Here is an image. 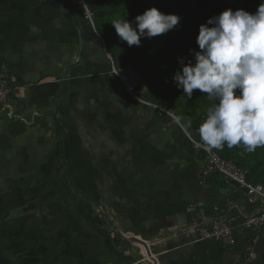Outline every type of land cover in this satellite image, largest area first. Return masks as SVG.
Segmentation results:
<instances>
[{
    "label": "crops",
    "instance_id": "crops-1",
    "mask_svg": "<svg viewBox=\"0 0 264 264\" xmlns=\"http://www.w3.org/2000/svg\"><path fill=\"white\" fill-rule=\"evenodd\" d=\"M83 12L0 0V67L19 86L0 105V264H152L131 238L155 264H264V231L237 228L244 192L204 182L172 120L117 93ZM227 214L234 246L194 242Z\"/></svg>",
    "mask_w": 264,
    "mask_h": 264
},
{
    "label": "clouds",
    "instance_id": "clouds-1",
    "mask_svg": "<svg viewBox=\"0 0 264 264\" xmlns=\"http://www.w3.org/2000/svg\"><path fill=\"white\" fill-rule=\"evenodd\" d=\"M179 20L150 8L133 22L123 18L112 26L121 41L138 47L141 38L165 34ZM196 44L195 62L181 61L173 80L187 99L199 90L212 102L196 130L200 142L209 151L243 146L254 152L264 146V0L254 14L228 9L208 19L199 26ZM175 123L187 131L192 121L176 116Z\"/></svg>",
    "mask_w": 264,
    "mask_h": 264
},
{
    "label": "trees",
    "instance_id": "trees-1",
    "mask_svg": "<svg viewBox=\"0 0 264 264\" xmlns=\"http://www.w3.org/2000/svg\"><path fill=\"white\" fill-rule=\"evenodd\" d=\"M261 2L262 0H85V6L91 15L95 32L103 41L105 51L115 68H130L136 72L147 88L145 100L161 105L175 117L190 118L191 127L185 132L192 140L202 144L196 130L205 119L212 102L207 99V94L199 90H194L191 99H187L182 89L177 88L173 77L181 70V61L195 62L193 53L199 51L196 37L200 25L228 9L254 14ZM150 8H156L165 15L180 17L178 25L151 39L141 38L138 47H129L117 36L112 26L113 21L124 18L133 22L136 16ZM132 26L135 28V23ZM173 125L183 140V145L176 147L175 153L190 157L195 154L203 161L205 152L194 151L180 128ZM210 152L239 169L247 170L246 181L252 185H260L264 190V146L251 153L246 152L243 146L231 149L225 146L223 151L213 149ZM209 178H205L204 182Z\"/></svg>",
    "mask_w": 264,
    "mask_h": 264
},
{
    "label": "built area",
    "instance_id": "built-area-1",
    "mask_svg": "<svg viewBox=\"0 0 264 264\" xmlns=\"http://www.w3.org/2000/svg\"><path fill=\"white\" fill-rule=\"evenodd\" d=\"M83 8L84 18L89 22L91 15L85 6V0H78ZM105 57L109 65V75L117 82L116 91L127 99L135 102L137 105L156 111L160 115L170 118L173 124L175 116L164 107L145 100L144 94L147 91L144 83L139 79L136 72L130 68H115L111 57L105 53ZM9 97L19 98V86L16 78L7 74L4 67H0V105H5ZM178 126V125H177ZM179 127V126H178ZM180 128V127H179ZM185 137L191 143L194 151L203 150L205 157L203 158L202 178H209L212 175L220 176L224 181L235 184L244 190L246 203L253 210L249 214L242 217L241 223L237 226L239 230L250 231L255 238L264 231V208H260L257 203L264 204V190L260 185H252L246 181L247 170L239 169L231 162L225 161L215 154L205 149L201 143L192 140L189 135L180 128ZM214 213H220L217 208ZM236 218L227 214L219 215L214 218L208 228H196L194 242L212 241L221 244L224 247H232L235 245L234 227ZM249 254V258H251Z\"/></svg>",
    "mask_w": 264,
    "mask_h": 264
},
{
    "label": "water",
    "instance_id": "water-1",
    "mask_svg": "<svg viewBox=\"0 0 264 264\" xmlns=\"http://www.w3.org/2000/svg\"><path fill=\"white\" fill-rule=\"evenodd\" d=\"M130 242L131 243H138V244L142 245L146 257L151 260L152 264H155V260L151 258V255H150V252H149L147 244L143 243L142 241L137 240L136 238H131Z\"/></svg>",
    "mask_w": 264,
    "mask_h": 264
},
{
    "label": "rangeland",
    "instance_id": "rangeland-1",
    "mask_svg": "<svg viewBox=\"0 0 264 264\" xmlns=\"http://www.w3.org/2000/svg\"><path fill=\"white\" fill-rule=\"evenodd\" d=\"M74 194H77V193L74 192Z\"/></svg>",
    "mask_w": 264,
    "mask_h": 264
}]
</instances>
